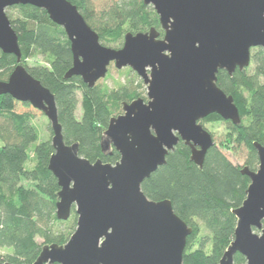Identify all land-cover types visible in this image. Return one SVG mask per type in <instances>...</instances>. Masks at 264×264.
I'll return each mask as SVG.
<instances>
[{"label": "water", "instance_id": "water-1", "mask_svg": "<svg viewBox=\"0 0 264 264\" xmlns=\"http://www.w3.org/2000/svg\"><path fill=\"white\" fill-rule=\"evenodd\" d=\"M159 18L163 32L127 33L120 49L101 45L99 37L68 0H0V51L13 55L17 66L0 96L27 103L47 118L54 152L48 170L57 180L58 221L72 209L76 228L68 241L45 245L33 264H183L192 234L171 202L150 201L141 184L179 141L190 149V161L202 168L214 146L199 121L217 115L234 126L239 112L231 96L217 86L220 71L231 76L250 64L251 50L264 52V0H142ZM29 5L45 11L70 43L72 66L64 80L79 77L88 87L105 78L111 64L129 68L146 86L147 101L123 103V114L109 120L99 147L104 157L119 154L115 164L91 163L79 155V143L65 144L54 95L20 64L18 36L6 9ZM253 149L256 171L240 169L250 183L236 219L233 240L218 264H264V147ZM9 264V263H0Z\"/></svg>", "mask_w": 264, "mask_h": 264}, {"label": "trees", "instance_id": "trees-1", "mask_svg": "<svg viewBox=\"0 0 264 264\" xmlns=\"http://www.w3.org/2000/svg\"><path fill=\"white\" fill-rule=\"evenodd\" d=\"M68 1L105 47L121 45L127 33H145L151 28L163 35L158 16L142 0H118L99 15L88 0ZM6 15L18 36L20 64L55 97L65 144L79 143L80 157L91 163L101 160L115 164L119 160L117 152L110 157L100 152L101 134L109 120L118 116L123 103L142 98L140 94L123 85L112 90L97 85L90 89L79 77L64 80L72 66V55L63 29L52 23L45 11L29 5L8 8ZM33 56L44 57L48 67L24 65ZM252 60L257 76L248 77L246 69H236L231 76L220 71L216 84L232 97L238 109L240 124H228L237 133L236 140L249 150L245 167L256 171L258 158L252 145L257 142L264 147V82L256 79H264V52L257 48ZM17 65L13 55L0 51V81L5 82ZM77 92L81 93L79 119L75 116ZM16 103L9 95L0 96V249L6 251L0 263L33 264L43 246H62L68 241L77 216L72 209L67 221L57 220L55 203L60 189L48 170L54 150L50 141L38 144L30 114L17 113ZM210 117L222 121L217 115ZM249 183L217 147L209 150L202 168H198L190 161L189 149L180 143L167 155L166 164L141 184V191L153 202L169 200L174 213L192 229L183 264H218L233 240L236 219L231 211L242 205ZM199 224L206 235L198 237ZM196 239L199 246L192 250ZM245 263L240 254L234 256V264Z\"/></svg>", "mask_w": 264, "mask_h": 264}, {"label": "rangeland", "instance_id": "rangeland-1", "mask_svg": "<svg viewBox=\"0 0 264 264\" xmlns=\"http://www.w3.org/2000/svg\"><path fill=\"white\" fill-rule=\"evenodd\" d=\"M94 9V12L96 15H99L102 11H105L110 7L114 2H117L118 0H88ZM12 13V12H11ZM13 17H15V13H13ZM123 45V40L121 45L119 46H112L108 47L111 49H120ZM107 47V46H106ZM257 49L251 50V60L250 64L246 70V75L249 77H255L257 76V69L256 65L254 64L252 60V55L255 53ZM24 65H26L28 68L32 67H48V62L46 59L42 56H33L25 60ZM130 70L129 68H124L122 70H117L114 67V64H111L108 68V72L105 76V78L99 80L97 82V86L106 87L108 90L116 89L120 85L127 86L129 89H134L137 91V93L140 94V96L143 98V100L146 102V86L143 84L142 80L134 73L131 72L127 74L126 72ZM257 81L262 84L264 82V79L262 77H256ZM77 108L75 112V116L77 119L81 116V108H80V100H81V93L77 92ZM15 111L17 113H28L31 117V124L35 127L39 140L38 144L44 143V142H51L52 137V131L49 125V122L45 115L32 108L30 105L29 107L23 106L21 103H16L15 105ZM123 114V110L119 111V115ZM229 121H220L216 120L212 117H209L205 119L202 122L203 127L213 136L214 144L219 149V151L234 165L239 167L240 169L245 166V163L248 159V153L249 150L246 147L245 144L239 143L237 138V133L233 130V128L228 124ZM232 126H234L232 123H230ZM2 146V143L0 141V147ZM24 185H27V183H24ZM200 225V233L199 236L206 235L205 230L203 229V226ZM38 243H42L41 239L37 240ZM199 244L197 243V239L193 241L192 250L198 248ZM210 247L208 246L206 248V251L209 252ZM6 254V251L3 249H0V259H3L2 257Z\"/></svg>", "mask_w": 264, "mask_h": 264}, {"label": "flooded vegetation", "instance_id": "flooded-vegetation-1", "mask_svg": "<svg viewBox=\"0 0 264 264\" xmlns=\"http://www.w3.org/2000/svg\"><path fill=\"white\" fill-rule=\"evenodd\" d=\"M210 116H212V115H210ZM210 116H208L207 118H209ZM218 117H219V116H218ZM207 118H205V119H207ZM205 119H203V120H201V121L198 122V124H200L204 130H206V129L203 127L202 122H203ZM230 123H231V122H230ZM206 131H207V130H206ZM207 132H208V131H207ZM208 133H209V132H208ZM209 134H210V133H209ZM210 135H211V134H210ZM211 137H212V139H213V136H212V135H211ZM213 142H214V139H213ZM180 143L184 145L183 142L179 141L178 144H180ZM178 144L176 145V147L178 146ZM184 146H185V145H184ZM176 147H175V149H176ZM185 147H187V146H185ZM213 147H216V145L214 144ZM213 147H212V148H213ZM187 148H188V147H187ZM212 148H211V149H212ZM175 149H174V151H175ZM188 149H189V148H188ZM174 151H173V152H174ZM189 151H190V149H189ZM208 152H209V151H208ZM243 167H245V166H243ZM243 167H242V168H243Z\"/></svg>", "mask_w": 264, "mask_h": 264}]
</instances>
